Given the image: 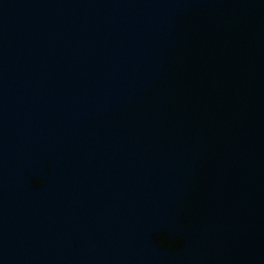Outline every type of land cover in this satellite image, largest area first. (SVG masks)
Wrapping results in <instances>:
<instances>
[{
	"label": "water",
	"instance_id": "obj_1",
	"mask_svg": "<svg viewBox=\"0 0 264 264\" xmlns=\"http://www.w3.org/2000/svg\"><path fill=\"white\" fill-rule=\"evenodd\" d=\"M0 264H264V0H0Z\"/></svg>",
	"mask_w": 264,
	"mask_h": 264
}]
</instances>
